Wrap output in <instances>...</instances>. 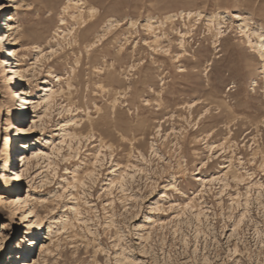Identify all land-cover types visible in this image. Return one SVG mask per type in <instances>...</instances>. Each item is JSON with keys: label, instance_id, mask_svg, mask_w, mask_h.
Returning <instances> with one entry per match:
<instances>
[{"label": "rangeland", "instance_id": "obj_1", "mask_svg": "<svg viewBox=\"0 0 264 264\" xmlns=\"http://www.w3.org/2000/svg\"><path fill=\"white\" fill-rule=\"evenodd\" d=\"M0 4V264H264V0Z\"/></svg>", "mask_w": 264, "mask_h": 264}, {"label": "bare ground", "instance_id": "obj_2", "mask_svg": "<svg viewBox=\"0 0 264 264\" xmlns=\"http://www.w3.org/2000/svg\"><path fill=\"white\" fill-rule=\"evenodd\" d=\"M5 9H6V6L4 4H0V17H2V15L5 13ZM259 41L258 43L256 44L258 46L259 49H264V35H260L259 37ZM0 43H1V39H0ZM261 53H262V50H261ZM262 56L264 57V53H262ZM4 61V59H3ZM20 76V74H19ZM45 90V94L41 97L38 98V100L35 102V100H30V98L27 96L28 94L23 91L22 94H23V103L16 109V117L18 116L19 119H21V121H23L24 119V109H26L27 107H29L31 104L33 105V103L39 105L38 107H42L43 103H45L47 101V106L49 107L50 105H52L54 99H55V95H56V92L54 90V87H51V86H46L44 88ZM50 92V98L46 99V96L48 97V93ZM34 101V102H33ZM46 106V107H47ZM12 125V123H11ZM19 131V135L22 136V137H29L30 134L32 133V127L30 129H25V128H19L18 129ZM24 147L22 148V150L24 149V154H22L23 156V162L26 161V159H29V154L32 150V147H31V144H30V141H26L24 144ZM36 157H39L40 155L39 154H36L35 155ZM13 159V154L10 153L9 155V159L7 161V166L5 167V169H9V166L11 165V160ZM21 161V162H22ZM12 177V180H14V182H17L19 180L22 179V176L20 175V173H13L11 175ZM4 178H8L7 174L4 176ZM16 185V184H15ZM17 186V185H16ZM3 195L1 194L0 195V201H3ZM19 199H22V203L23 204H28L29 202V197L26 196H20ZM10 205H14L15 202L14 201H10L9 203ZM30 214L32 215V212H30ZM37 216V221L36 223H33L31 225V229L32 231L29 232L30 235H36L37 233L40 232V230L42 229V225H41V222H42V219L40 218L39 215H36ZM40 222V223H38ZM40 235V234H39ZM39 235L37 234L36 235V238L39 237ZM29 236L27 237L26 241H25V246L22 247L21 249V252L19 253L18 255V261L16 264H29L27 261H21L23 260L24 258H27L29 257V255L32 253V249L34 248V245L36 244V239H32V240H28ZM30 258V257H29Z\"/></svg>", "mask_w": 264, "mask_h": 264}]
</instances>
